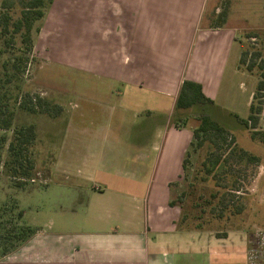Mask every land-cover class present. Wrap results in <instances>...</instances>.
<instances>
[{"label":"rangeland","instance_id":"rangeland-1","mask_svg":"<svg viewBox=\"0 0 264 264\" xmlns=\"http://www.w3.org/2000/svg\"><path fill=\"white\" fill-rule=\"evenodd\" d=\"M126 1L54 0L41 23V30L34 35L31 49L20 38L0 46V106L8 103L14 112L12 128L0 130V134L6 137L0 149V205L1 202H17L20 210L24 211L22 224L35 228L36 233L39 228L52 234L94 231L97 226L91 225L90 215L86 223V202H129L124 194L139 193L135 192L139 190L138 186H142L139 182L148 181L146 167L152 159H147V156L153 153V139L157 138L152 133L145 134L154 123V117L144 110L139 112V109L161 107L163 113H167L171 98L146 87L101 78L91 68L93 64L103 68L106 62H102L112 59L109 57L111 54L106 53L110 37L102 38L101 20L112 21V18L120 22L124 31L122 37H126L124 45L129 47L130 34L124 14L112 15V9L121 10ZM1 3L2 0L0 6ZM225 9L237 36L236 44L228 49L229 62L241 57L245 50H249V56L260 51L264 60V0H210L203 14L202 26H215L219 22V13ZM93 27L98 30L95 36ZM255 33L259 35H253ZM172 39L182 40L183 36L181 32L175 33L174 38L168 34L166 40ZM199 51L198 44H192L188 52L192 57L191 63ZM118 53H115L116 58ZM177 55L180 56V51ZM240 66L247 77L238 76L229 81L224 88V96L219 97L218 102L228 105L227 94L230 95L233 97L230 107L239 116L247 118L250 113L249 96L257 86L259 71L249 72L243 64ZM27 95L61 106L60 113L53 115L42 110H26L21 101ZM256 103L262 106L258 129L264 130V98L256 100ZM216 117L221 119L219 114ZM222 119L234 132L237 143L258 155L261 162L258 166L250 164L240 177L241 200L246 203V210L227 223L214 222L209 226L212 230L206 231L213 232L215 236L236 232L237 264L239 261L264 264V144L252 141L248 130L234 119ZM31 124L37 132L29 154L33 170L24 175L13 164L9 165V170L3 169L2 162L9 155L8 146L13 132ZM198 125L197 115H192L182 129L193 133ZM170 127L175 128L173 124ZM197 155L191 157L194 163H197ZM140 156L142 160L138 159ZM164 173L158 169L156 183L162 180ZM89 176L92 183L106 188L104 194L91 189ZM174 183L172 197L179 195L188 185L185 178ZM155 188L156 185L152 195ZM96 209L91 215L96 213ZM2 214L0 232L11 238L14 233L9 231L13 222ZM110 225L120 226L116 218ZM241 231L244 240L241 239ZM36 233L32 238L35 239ZM241 247L246 250L239 251ZM25 249L26 243L6 257H0V264H23Z\"/></svg>","mask_w":264,"mask_h":264},{"label":"crops","instance_id":"crops-1","mask_svg":"<svg viewBox=\"0 0 264 264\" xmlns=\"http://www.w3.org/2000/svg\"><path fill=\"white\" fill-rule=\"evenodd\" d=\"M209 2L127 0L121 10L111 8L113 16L124 14L130 34L129 47L124 45L126 37H122L124 31L120 22L112 18V21L101 20L102 38L110 37L106 53L109 52L112 59L103 61L106 62L103 68L93 64V73L118 83L146 87L171 98L167 113H163L161 107L139 109V112L144 110L154 117V123L145 134L152 133L157 138L153 139V153L147 156V159H152L151 163L149 160L148 166L144 165L148 169V181L139 182L142 186L135 191L139 193L124 194L129 202H86V223L90 215L91 225L97 226L94 231L52 234L39 228L35 239L26 243L23 264H237L236 232L229 231L226 237H219L210 231L179 229L180 208L170 204V185L183 173L184 155L193 137L192 132L170 127L182 82L201 83L205 94L217 106L238 114L230 107L233 97L227 94L228 105L219 103L218 98L224 96V88L229 81L248 75L239 67L240 57L229 62L228 49L237 42L236 28L230 26V19L221 27L202 26ZM92 30L95 36L98 30L96 27ZM179 32L182 40H166L168 34L174 38ZM192 44H198L200 51L191 63L192 57L188 52ZM179 51L180 56L177 55ZM115 53H118L117 58ZM160 168L165 173L156 183ZM89 181L93 191L104 194L106 188L92 183L91 176ZM154 185L156 188L152 195ZM94 208H97L96 213L91 215ZM115 218L120 226H109ZM240 233L244 240L243 232ZM243 249L246 250L241 247L239 251ZM238 263L249 264V261Z\"/></svg>","mask_w":264,"mask_h":264},{"label":"trees","instance_id":"trees-1","mask_svg":"<svg viewBox=\"0 0 264 264\" xmlns=\"http://www.w3.org/2000/svg\"><path fill=\"white\" fill-rule=\"evenodd\" d=\"M53 3L54 0H2L0 46L14 43L20 38L31 49L34 35L41 30V23ZM227 17V9L222 10L215 26L224 25ZM249 54V50L242 53L239 67L243 64L246 71L258 70L259 81L253 91L247 118L217 106L214 100L205 94L201 83L184 80L181 84L170 125L173 124L176 128L185 127L192 115H197L199 125L193 129V137L183 159V173L180 179L185 178L188 181L187 188L170 200L172 206L180 208L179 229L212 230L209 226L214 222L227 223L238 218L246 210V203L241 200L243 191L240 177L250 164L260 165L261 159L237 143L234 132L226 126L222 118L234 119L242 128L248 130L252 141L264 144V130L258 129L262 106L256 103V100L264 98V60L261 59L260 51L252 53L251 56ZM21 105L30 112L42 110L58 115L61 111V106L46 103L44 99L32 98L30 95L21 101ZM216 114H219L221 119L216 117ZM13 122L14 112L10 110L8 103L0 106V130H10ZM36 137V127L33 124L16 129L8 146L9 155L2 162L3 169L9 170V165L13 164L24 175H29L34 168L29 154ZM5 140L6 137L0 134V149ZM194 154H199L197 163L191 160ZM1 203L0 213L10 217L13 222L9 231L14 233L11 238L7 233L0 232V242L3 241L0 243V257H6L27 243L36 233V229L22 224L24 211L20 210L17 202ZM226 235L227 233L219 237Z\"/></svg>","mask_w":264,"mask_h":264}]
</instances>
